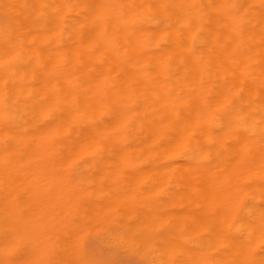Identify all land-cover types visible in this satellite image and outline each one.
<instances>
[{
  "label": "bare ground",
  "instance_id": "6f19581e",
  "mask_svg": "<svg viewBox=\"0 0 264 264\" xmlns=\"http://www.w3.org/2000/svg\"><path fill=\"white\" fill-rule=\"evenodd\" d=\"M0 8L5 15L4 26L0 23V264H28L25 263L23 247L26 240L34 242V238L36 239L35 236L33 239H27V233L32 232L30 228L34 230L39 219L43 222L51 216L53 218L56 211H61L59 213L62 214V206L73 210L74 206L70 207L73 202L75 204L72 198L84 193L75 190L79 196L78 193L71 195L73 197L68 196L72 201L65 206L67 195L77 184L70 181L75 183L72 184L73 188L70 182L68 185L66 182L69 176H64V173H67H63L64 170L61 174L60 169L59 173L53 172L54 177L57 178L55 175L58 174V177L62 175L63 177H60L63 179L67 178L62 182L69 188L66 185V190L61 189L66 191L67 195L62 192L54 193L56 188L59 189L57 192L60 191V185L62 188V178H58L60 183L56 182L57 179L51 181L54 177L50 170L54 167L52 165L57 168H60V165L66 167L74 160L72 158L84 156H100L103 160L104 157L108 160V157H111L104 167L109 169V166L115 165L117 168L113 166V169L111 166L114 171L105 169V174L108 171L114 173L120 168L118 172L122 175L126 170H122L126 166H121L125 163V158H129L132 163L134 158H150L152 162L148 165L153 167L152 171H161H154L159 174H154L155 178L148 167L151 171L149 175L152 174L158 182L162 172H166L170 179L172 174L173 178L179 174L177 179L187 188H184L187 190L185 193L192 199L191 203L202 205L199 214L204 221L201 218L200 221L209 224L208 232L212 236L209 240L214 247L213 263L264 264V0H0ZM16 157H23V160ZM24 157L28 159L25 160ZM31 157L35 160L30 159ZM45 157H64L66 162L64 159H60L61 162L58 159V163L56 159L53 160L55 163L49 160L51 169L48 168L47 172L44 166L48 161ZM65 157H69L68 161ZM113 157L121 159L117 163L115 159L111 164ZM101 159L95 161H102L101 164L105 165L107 159ZM29 164L36 165L37 169H40L38 166L44 167L41 168L42 171L39 170L43 172V176L32 167L35 169L34 173H38V179L35 174L36 181L30 176L29 179L26 178L32 173L27 174L26 168L31 167ZM101 164L98 163V167L95 165L94 170L101 169ZM91 165V168H94L92 163ZM10 166L14 171L16 166L19 171L22 167L25 169L23 172L27 170L22 172L26 174V179L24 176V179L19 178L22 176L19 171V179L15 178L16 172L14 173ZM19 167L21 168L18 169ZM102 170L98 173H102ZM145 170L142 174L148 171ZM119 173L117 176H121ZM133 173L132 171L129 174ZM9 174L15 178L14 182ZM48 174L49 177L45 176ZM94 174L91 173V177ZM163 174L162 177L166 176ZM104 175L101 179L108 178L111 174H106V177ZM122 176L127 179L130 175ZM40 177L49 179L41 183L43 178ZM112 177L114 175L110 178ZM130 178L127 181L120 180L127 183ZM173 178L171 180L176 179ZM81 179L82 182L83 178ZM151 179L152 177L149 179L148 176V184ZM166 179H162L164 183ZM107 180L106 185L108 183L111 186ZM134 180L131 182L136 186ZM88 181L95 182V179L92 177V180ZM176 181L175 185L178 183ZM120 182L117 181V185ZM151 182L150 185L155 186ZM163 182L161 181L162 185ZM102 183L105 185L104 181ZM99 185L100 183L97 186ZM131 185L129 183L126 189ZM138 185L133 186L134 189L137 188L136 192L140 189ZM175 185L172 182L171 186ZM86 186L87 184L83 188H88ZM157 186L149 187L154 188L152 191L156 193L160 189ZM113 187L115 188V185ZM89 188L93 187L90 185ZM96 188H93L96 195L98 192L101 196L99 191L104 188H99V191H96ZM108 189L111 190L112 187L103 190L105 195ZM119 189L115 190L120 191ZM145 189L141 188L140 192ZM151 189L144 191V196L154 194L150 192ZM123 190L115 191L116 197L119 193L124 197ZM128 192L129 196H135L134 193L130 194L131 191ZM182 192L181 195L185 198L186 195ZM11 193H14V196ZM71 193L73 194L74 190ZM93 194L95 193L92 192V197H96ZM113 195L111 196L114 197ZM141 195L140 198L143 196ZM11 196H16L13 198L15 203ZM120 196L118 195L119 198ZM112 197L111 199H117ZM80 198L82 199V196ZM126 198V201H129L130 197ZM184 198L182 197L183 200ZM194 198L199 199L201 204H197L198 200L193 201ZM119 200L116 202L119 203ZM79 201L76 202L77 205L82 202ZM142 201L144 203V200ZM187 202L186 204H189ZM87 203L92 206L89 200ZM88 204L90 208L86 207L91 210L97 203H93V208ZM104 204L97 205L99 208L101 205L106 207L107 204ZM113 204L115 205V202ZM113 204L111 207L114 208ZM56 206L61 210L58 207L56 210L51 208ZM50 208L56 213L51 210L52 215ZM96 208L98 209L97 206ZM47 209L50 211L47 212L50 214L49 218L44 215ZM104 209L101 208L102 211L110 208ZM29 210L34 212H28L32 216L29 217L28 214L27 219ZM95 210H92L93 219L97 217ZM102 211L101 214L104 213ZM36 212L38 218L33 216ZM139 212L141 213L140 210ZM171 212L169 211V214ZM185 212L183 210L179 214L181 217L185 214L189 218L190 212ZM173 213L178 215L176 211ZM191 213L193 214L192 211ZM196 213L194 212L193 217L198 215ZM63 214L65 215V212ZM80 214H76L75 218ZM129 214L123 218L131 219ZM143 214L146 215L145 212ZM124 215L126 214L123 212ZM193 217L191 224L196 226V223H199V226L202 224L203 227L204 223L199 220L195 223L197 220L194 221ZM90 218L92 219V216ZM120 218L123 219L122 216ZM49 221L52 227L54 220ZM74 221L72 222L77 223ZM88 221L89 219L86 220ZM48 223H40L41 230L44 227L48 230ZM45 224L46 226H42ZM79 224L76 229L80 227ZM61 225L59 227L66 226ZM54 226L56 230L57 224ZM170 227L167 229L171 230ZM37 231L39 230L35 229L34 232ZM53 231L47 233L52 234ZM62 232L64 234L65 229ZM41 234H44L45 238V233ZM54 234L55 237L58 236L56 232ZM38 235L40 240L43 235ZM38 235L36 234L37 238ZM69 237L67 236V239H70ZM161 240L162 244H166L162 238ZM175 244L178 247L181 245L180 248L185 251L183 244ZM175 244H170L172 249ZM13 246L17 253L12 260L10 251ZM175 248L173 250L180 251ZM178 251L175 252L176 255L181 256L183 252L178 254ZM194 252L186 250L185 257L191 255L194 259ZM189 257V262L185 258L184 264L200 260L199 256H195V260ZM166 259L168 258L164 256L161 261ZM181 260L178 259L179 262ZM199 262L201 263V260Z\"/></svg>",
  "mask_w": 264,
  "mask_h": 264
},
{
  "label": "rangeland",
  "instance_id": "374dc122",
  "mask_svg": "<svg viewBox=\"0 0 264 264\" xmlns=\"http://www.w3.org/2000/svg\"><path fill=\"white\" fill-rule=\"evenodd\" d=\"M5 15H4V13L1 11V8H0V23H1V25L2 26H4V24H5V19L3 18ZM17 158V157H16ZM18 158H22L21 160H23V157H18ZM17 158V159H18ZM46 158V157H45ZM45 158H41V160H45ZM49 157H47L46 159H47V161H48V163L44 166V167H46V169H47V172L49 171L48 170V168H50L51 169V163L50 162H54L55 163V161H57V163H58V161L60 160V159H64V157H52V159H48ZM66 158V157H65ZM67 158H69V157H67ZM66 158V159H67ZM71 158V157H70ZM75 158H77V157H75ZM75 158H72V159H74V160H72L71 161V159L69 160V161H71L70 162V164H69V166H68V164H67V166H66V163H65V166L66 167H64L63 165H60V168L58 167H56V165H52V167L54 166L56 169H58V171L53 167V169H55V170H53V169H51L50 170V173L52 172V176L54 177V174H55V172H58L59 173V170H60V173L62 174V170H64L63 171V173L64 172H67V173H64L65 175L64 176H66V174H67V177L69 178V179H67V178H65V179H63L62 177V175H59V177L60 176H62V177H60V178H62L61 179V182H62V180L63 181H65L66 179H67V182L66 183H68V182H70V181H74L77 185H75V189H72L71 191H73L74 190V193L72 194H70V190L68 189L69 187H68V185L71 183H68V185L67 184H65V186H64V183L62 182V183H60V179H58L59 177H58V174L57 175H55V176H57V178H52V180L51 181H55V179H57L56 180V182H59L60 184H63V186H62V188H61V185H60V191L59 192H57V190H59V189H55V191H54V193L56 192V193H60V192H62V193H65L66 191V185H67V189L70 191L69 192V195H67L66 193V195H67V198H68V196H71V195H73L74 196V194L75 193H78V192H75V190H77L78 189V191L80 190L82 193H84V195H85V193H86V196H84V195H81L82 196V199L80 198L81 196H79V193H78V195L77 194H75V195H77V196H79V197H74V198H72L73 199V201H75V204H74V202L72 203V205H70V207H73L72 209L73 210H71L69 207V209L67 208V207H64V206H62V208L61 209H64V211H62V214L65 212V215L63 214H60L59 212H61V211H56L55 212V210L56 209H58L59 207L58 206H60V205H58V206H56V207H51V208H55V210L54 209H51L50 208V211L52 210V211H54V214L56 213V215H54V217L52 218V216H51V218H49V216H50V214H48V213H50V211L48 210H46L45 211V214L44 215H48L47 217L49 218H47L48 220H46V219H44V218H46V217H42L43 219H44V221H45V223H48V221L49 220H51V222L53 221V223H54V225H56L57 224V231L56 230H54L56 227L53 225V223H52V227L50 226L51 224H50V221H49V229L47 230L45 227H44V229H42V230H47V232L48 231H50V232H52L53 230L56 232V235H58V236H56L55 237V232L53 231V233L52 234H48L47 232H45V231H42L41 230V225H40V223L41 224H44V221L43 222H40V219L38 220V222L39 223H37V224H35V228H34V230H32V228H30L31 229V233L29 232V233H27L28 235H27V239H31V237H32V239H33V237L35 236L36 237V239L34 238V242H35V244H34V242L32 241V240H26L27 242L25 243V246L23 247V252H24V257L26 258L25 260V263L26 262H28V264L30 263V264H164L165 263V261L166 260H168V261H166V264H171V263H173L174 264V261H175V264H176V262L178 261V259H182L181 260V262H177V264H184L185 263V256L187 255L186 253H185V251L187 250V252H188V249H189V251L191 252H194V250H196L194 253H193V255H194V259L193 258H191V255H188V257L190 258V259H193V260H195L196 259V257L198 258V256L200 257V260H201V263L199 262L200 260L198 259V261L196 262V263H200V264H214L213 263V256H214V247H213V243H212V241H210L209 239H211L212 238V236H211V234H210V232H208L209 231V224H208V222L207 223H204V222H201L200 220L202 219V221H204L203 219V217L201 216V214H199V213H201L200 211L202 210H200V208H202L200 205L199 206H197V205H195L194 203H191L192 202V199H189V197H187L188 196V194L186 195V193L185 192H187V190H185V189H187L185 186H184V184L182 183V182H180V180H178L177 178H178V176H179V174H176L177 175V177H174V178H176L178 181H176V179H174L173 178V176H174V174H172L173 176H171L174 180H171L170 178H169V176L166 174V172H164V174H166V176L163 174V172H162V174L165 176H163L162 177V174H161V177H158V178H161V180L160 179H158V180H160V182H158L155 178V176H154V171L157 173L158 171H156V170H154L153 169V171H152V168L149 166V165H151V162H152V160L150 159V158H134V160H133V158H130V159H132L134 162L132 163V162H129V158H123L124 160H125V163L123 162L122 164H121V166H126V167H124L123 169H122V167H121V169L122 170H124V169H126V170H124L125 172L122 174V175H125V176H129V178L131 177V175H134V177H136V175H138L137 177H145V179H144V177H143V179H138L137 177H136V180L137 181H139V183L136 181V180H134V177L132 178H130V182L128 181L127 183H123L122 181L123 180H129V178H127V179H125V178H123L124 176H122L119 172V170H120V168H119V166H118V170H115V172L114 173H110L109 171H111L112 170V167L113 166H115V165H111V164H113V160L115 161V159L116 158H114L113 157V159H112V162H111V166H109V169H108V167H107V169L104 167V166H106L107 165V161H109V160H111V157H108V158H110L109 160L106 158V157H104V159L106 160H103V157H102V159H101V157L100 156H84V157H80V158H77V159H75ZM16 159V160H17ZM24 159L25 160H27L28 158L26 157H24ZM30 159H32V160H35V159H33V157H31ZM56 159V160H55ZM59 159V160H58ZM97 159H101V160H103V161H105L106 163H105V165H103L104 163H102L101 164V162L102 161H100V162H98V161H95V160H97ZM118 159V160H117ZM116 159V163L117 162H119V160L121 159V158H117ZM142 159V160H141ZM145 159V160H144ZM18 160H20V159H18ZM32 160H29V161H32ZM37 160H39L38 158H37ZM49 160H50V162H49ZM53 160H55V161H53ZM65 160V159H64ZM136 160V161H135ZM67 161H68V159H67ZM90 161V162H89ZM93 161L96 163H93ZM131 161V160H130ZM60 162H61V160H60ZM63 162V161H62ZM65 162H66V160H65ZM87 164L86 166H85V163ZM127 162V163H126ZM50 163V165H48ZM68 163V162H67ZM84 163V164H83ZM91 163L94 165V168H91L92 167V165H91ZM101 164L100 165V167L101 166H103L101 169L100 168H97V169H100L99 171H101L103 168V170H102V173H100V174H105L103 171H105V169H106V171L107 170H109L108 172L111 174V175H114V177H115V174H116V178H114V177H112V178H110L111 177V175H110V177H108V178H103V179H101L102 178V176L96 171V170H94L95 169V167L97 166L98 167V165L97 164ZM115 163V162H114ZM32 164V163H31ZM61 164H64V163H61ZM91 166H90V165ZM119 164V163H118ZM117 164V165H118ZM149 164V165H148ZM96 165V166H95ZM12 166H14L15 167V165H12ZM12 166H10V167H12ZM26 165H24V168H26L25 167ZM31 165L29 164V167H30ZM50 166V167H49ZM57 166H58V164H57ZM77 166L79 167V168H77ZM84 166V167H83ZM28 167V166H27ZM32 167H34V168H36L37 166L36 165H34V166H31L30 168H26L27 170H28V172H27V174L29 173V172H32V173H29V175L26 177V178H28L29 179V176H30V178H33V181L37 178L38 179V177H39V175L38 176H36L38 173H41L40 175L41 176H43V172H39V170L41 169V168H44V167H40V166H38V168H40V169H37V171H38V173L37 174H35L34 172V170L35 169H32ZM63 167V168H62ZM91 168V170L89 171V168ZM111 167V168H110ZM116 167V166H115ZM151 169V171H152V174H153V176L155 177V178H153V176H151V175H149V172L151 173V171H150V169ZM13 168V167H12ZM12 168L10 169V171H9V173L11 174V170H12ZM21 167H19L18 169H20ZM23 167H22V169H20V171L19 170H17V166H16V168H15V170L16 171H14V168H13V171H14V173L16 172V175L13 173V175H15V176H17V177H15V178H18L19 177V175L20 174H22V172L25 170ZM117 168V167H116ZM131 169L130 171H129V169ZM141 168H142V171H141ZM143 168H147L146 170L145 169H143ZM46 169H45V171H46ZM88 169V170H87ZM93 169V170H92ZM113 169H114V167H113ZM133 169V170H132ZM138 169H140V170H138ZM23 170V171H22ZM26 170V171H27ZM30 170V171H29ZM121 170V171H122ZM134 170H138L137 172L136 171H134ZM144 170L145 171H147L145 174H142V173H144ZM20 173H19V172ZM25 171V172H26ZM41 171H42V169H41ZM44 171V170H43ZM80 171H82L83 172V174H82V172H80ZM88 171L90 172V173H88ZM97 173H96V172ZM114 170H112V172H113ZM116 171H117V173H119L121 176H117V173H116ZM119 171V172H118ZM127 171H128V173H127ZM132 171L134 172L133 174H129L130 172L132 173ZM141 173H140V172ZM19 173V175H18V173ZM25 172H23V173H25ZM53 172H54V174H53ZM108 172H106V174L108 175ZM136 172V173H135ZM160 173H161V171H159ZM158 172V173H159ZM46 173V172H45ZM44 173V174H45ZM91 173L92 174H94V173H96V174H94V176L92 175V177H94V179H95V182L93 181H88L89 179H91L92 180V177H91ZM138 173V174H137ZM139 173H140V175H139ZM9 174V176H11V178H12V181L14 182V180H15V178L14 177H12L13 175H10ZM33 175L32 177H31V175ZM34 174H35V177L36 178H34ZM105 174V175H106ZM127 174V175H126ZM147 174V175H146ZM169 175H170V173H168ZM24 175H26V174H22V176H20L19 178L20 179H24L25 178V176ZM89 175V176H88ZM95 175H99V176H101L100 177V179H99V176H96L95 177ZM104 175V177H106ZM108 175V176H109ZM141 175H143V176H141ZM156 176H159V174L157 175V174H155ZM23 176H24V178H23ZM45 176H48L49 177V174L48 175H45ZM51 176V175H50ZM79 176V177H78ZM84 176H86L85 178H84ZM127 176V177H128ZM147 176V177H146ZM148 176H149V179L152 177V179L149 181V184L147 183V179H148ZM151 176V177H150ZM117 177L119 178V179H117ZM166 177H167V179H166ZM14 178V179H13ZM18 178V179H19ZM25 178V179H26ZM40 178H43L42 179V181H41V183L42 182H46V181H48V179L49 178H47L46 177V179H44L45 177H40ZM40 178H39V180H37V182L39 183V181H40ZM81 178H83V181L82 182H84L83 184H82V182H81ZM100 180V182H99V180ZM114 178V179H113ZM166 179V181H165V183L163 182V180L162 179ZM168 178L170 179L169 180V183L172 185V182H173V185H175L174 184V182L176 181V182H178V183H180V184H176L175 185V187H173V186H171L169 183H168ZM73 179V180H72ZM75 179V180H74ZM78 179H80V180H78ZM88 179V180H87ZM104 179H108L107 180V182H110L112 185L111 186H109L108 185V183H107V185H106V180H104ZM115 179H117V180H115ZM122 181H121V180ZM134 180V182H136L135 184H136V186L138 185V187H140V189L138 188V192H139V194H138V192H136V190H137V188H135L134 189V187L133 186H135L132 182H133V180ZM32 180V179H31ZM49 180V181H50ZM97 180V181H96ZM111 180V181H110ZM140 180H141V182H140ZM146 180V181H145ZM153 180V181H152ZM157 182H156V181ZM36 181V180H35ZM80 181V182H79ZM88 181V182H87ZM104 181V184L105 185H103V182ZM117 181L118 182H120L118 185H117ZM132 181V182H131ZM145 181V182H144ZM152 181V182H151ZM161 181L164 183V184H166V182H167V184L166 185H162L161 184ZM44 182V183H45ZM74 182H72L71 183V185L73 184H75ZM87 182V183H86ZM97 182V183H96ZM115 182H116V184H115ZM150 182H151V184H154L155 186H157L158 188H160L159 190H157L156 191V193H155V189L154 188H156L155 186H153V185H150ZM154 182V183H153ZM155 182L157 183V185L155 184ZM79 183V184H78ZM87 184V186L86 187H88V188H83V186H85L86 184ZM99 184L100 183V185L99 186H97L98 187V189L96 188V186H94L95 184ZM130 183V185H131V183H132V185L128 188V190L126 189V187H128L127 185ZM138 183V184H137ZM143 183H145V184H143ZM88 184H89V186H88ZM94 184V185H93ZM115 185V188L113 187L114 185ZM146 184H148V185H146ZM73 185H72V188H73ZM90 185H91V187H93V188H96V191L98 190H100V189H102V188H104V189H102V191L100 190L99 191V193H102L101 194V196L98 194V192H97V195H96V192H95V190L93 189V188H89L90 187ZM120 185V186H119ZM123 185V186H122ZM146 187H145V186ZM159 185H162V187L161 186H159ZM179 185H180V187H179ZM81 186V187H80ZM104 186H109V187H107V188H110L111 189V187H112V189L111 190H106V194L107 195H105V193H104V191L103 190H105V189H107V188H105ZM135 186V187H136ZM149 186H152V187H154V188H152V189H154L153 191H152V189H151V187H149ZM176 186H178V187H176ZM65 187V188H64ZM121 187H122V190L123 189H125V190H123V194H124V197H122V196H120L121 195V193H119V194H117V197H116V193H115V191L116 192H120V191H122L121 190ZM124 187V188H123ZM132 187V188H131ZM59 188V187H58ZM63 188L65 189L64 191L65 192H63V191H61V189L63 190ZM71 188V187H70ZM100 188V189H99ZM117 188H120L119 190L120 191H118V190H115V189H117ZM141 188L143 189H147V188H149V189H151L150 190V192L152 193V192H154V194L152 193V194H150V196H149V194H148V196H144V191L145 192H147L149 189H147V191H146V189L145 190H143L142 192H140L141 191ZM162 188V189H161ZM185 188V189H184ZM87 189H91V190H87ZM132 189H134V191L132 190ZM166 189V190H165ZM168 189V190H167ZM183 189V190H182ZM13 190V189H12ZM82 190H85V192L84 191H82ZM86 190L88 191V193L86 192ZM162 190V191H161ZM184 192V194L186 195L185 196V198H184V196H182L181 195V192L182 191ZM79 191V192H80ZM94 192L95 194H93V196L95 195L96 197H92V192ZM112 191H114V192H112ZM125 191H131V193L130 194H133L134 193V195L135 196H133V195H128L127 194V192L125 193ZM163 191H165V192H163ZM168 191V192H167ZM170 191V192H169ZM91 194H90V193ZM109 192V193H108ZM111 192V193H110ZM128 192V193H129ZM135 192L138 194V196H136L137 194H135ZM182 192V193H183ZM62 193H61V195H62ZM113 193H114V195H113ZM149 193V192H148ZM166 193H168V194H166ZM179 193V194H178ZM13 196H14V193H11ZM65 194H63V196L65 195ZM110 194V195H109ZM126 194V195H125ZM140 194H142L141 196V198L139 197L140 196ZM60 195V194H59ZM60 195V196H61ZM88 195H91V197H89ZM105 197H104V196ZM111 195H113L114 197H112ZM118 195L120 196V198L118 197ZM146 195H147V193H146ZM167 195V196H166ZM175 195V196H174ZM13 196H11V198H12V201H13V203H15V198H16V196H15V198L13 197ZM73 196H71V197H73ZM84 196V197H83ZM100 196V197H99ZM103 196V197H102ZM130 197L129 198V201H126V200H128V198H126V197ZM131 196H133V198L131 197ZM178 196V197H177ZM185 199V200H183L182 199V197ZM65 197V196H64ZM102 197V198H101ZM108 197H109V199H108ZM111 197L112 198H117L116 200L118 201L119 199V203H117L116 202V200H114V199H111ZM137 199H136V198ZM138 197L140 198V199H138ZM148 197V198H147ZM172 197V198H171ZM175 197V198H174ZM14 198V199H13ZM63 198V197H62ZM61 198V199H62ZM75 198H78L79 200H77V199H75ZM98 198V199H97ZM100 198V199H99ZM119 198V199H118ZM123 198H125V199H122ZM145 198V199H144ZM169 198V199H168ZM178 198V199H177ZM179 198H180V200H179ZM187 198V199H186ZM64 199V198H63ZM66 199V198H65ZM64 199V200H65ZM70 197L68 198V199H66V201L65 202H67V203H65V206H67V204H71V203H69V201L71 202L72 200L70 199ZM75 199V200H74ZM102 199V200H101ZM149 199V200H148ZM171 199V200H170ZM68 200V201H67ZM87 200V201H86ZM88 200H89V203H91L92 202V206L90 205V204H88L87 202H88ZM103 200H105V202L103 201ZM106 200H107V202H106ZM111 200V201H110ZM113 200V201H112ZM122 200V201H121ZM137 200V201H136ZM138 200H139V202H138ZM142 200H144V203H143V201ZM145 200H146V202H145ZM161 200H163V202L161 201ZM174 200V201H173ZM183 202H182V201ZM195 200V202H197V200H198V202H197V204H201V202L199 201V199H196V198H194L193 199V201ZM78 201L79 202H81V204H83L85 207L87 206V204L88 205H90L91 206V208H93L95 205H93V203L95 204V203H97L98 205H99V203L100 204H104V203H106L107 205H106V207L105 206H103V207H105V209L106 208H110L109 210H105L103 207H102V205H101V208H102V210L104 209L105 211H102L101 210V208H99V206L96 204V206L98 207V209L96 208V206L93 208V209H91V210H88L90 207L89 206H87V207H89L88 209H87V207H86V209H87V213L89 214V215H91L92 216V219H93V214H94V212H92V210L94 211L95 210V215L97 214V217H99V218H97L96 216H95V219H96V221L94 222V220L95 219H93V223H91V216H89V215H85V214H87L86 213V210H85V207L83 208L82 206L83 205H81L80 203L77 205L76 204V202L78 203ZM100 201V202H99ZM125 201V202H124ZM131 201V202H130ZM149 201V202H148ZM153 201V202H152ZM159 201V202H158ZM161 201V202H160ZM171 201H173L172 203H171ZM177 201V202H176ZM186 201H188L187 203H189V204H186ZM109 202H112V204H113V202H115V205L113 204V206H115L114 208L113 207H111L112 206V204L111 205H109L110 203ZM122 202H124V207H123V203ZM142 202V203H141ZM168 204H167V203ZM182 204H181V203ZM86 203V204H85ZM117 203V204H116ZM120 203H122L121 205H119ZM135 203V204H134ZM137 203H139V204H137ZM154 203H156V204H154ZM161 203H163V204H161ZM174 203V204H173ZM177 203V204H176ZM180 203V204H179ZM126 204H127V206H126ZM129 204V205H128ZM176 204V205H175ZM186 204V205H185ZM195 205V206H197V207H195V206H193V205ZM62 205H64V204H62ZM77 205V206H76ZM79 205L81 206L80 208H79ZM105 205V204H104ZM131 205V206H130ZM138 205V206H137ZM143 205V206H142ZM185 205V206H184ZM190 205V206H189ZM55 206V205H54ZM108 206V207H107ZM110 206V207H109ZM130 208H129V207ZM136 206V207H135ZM147 206V208H145ZM152 206V207H151ZM177 206V207H176ZM195 207V208H193V207ZM48 207V205L46 206V208ZM58 207V208H57ZM61 207V206H60ZM64 207V208H63ZM117 207V208H116ZM121 207H123V208H121ZM126 207V208H125ZM167 207V208H166ZM198 207H199V209H198ZM65 208H66V210H65ZM77 208V209H76ZM79 208V209H78ZM113 210H112V209ZM142 208V209H141ZM145 208V209H144ZM158 208V209H157ZM184 208V209H183ZM196 208H197V210H196ZM60 208H59V210H61ZM75 209H76V211H75ZM82 209H84V210H82ZM99 209H100V211H99ZM133 209H135V210H133ZM147 209V211H145ZM186 209H188L186 212H185V210ZM191 209H193V210H191ZM79 210H82V211H80L81 212V214H80V212H79ZM118 210H120V211H118ZM127 210V211H126ZM130 210H132V211H130ZM139 210L141 211V213L139 212ZM183 210H184V212L185 213H189L188 215H190V217L188 218V216L187 215H185V214H183L185 217H187L186 219H185V217L182 215V217H181V214H179V212L181 213V212H183ZM199 210V211H198ZM51 211V214L53 213ZM89 211V212H88ZM98 211V212H97ZM104 212V213H100V212ZM125 211H126V213H125ZM142 211H144L145 212V214L146 215H144L143 213L144 212H142ZM158 211V212H157ZM169 211H172L170 214H169ZM173 211H176V212H178V215L176 214V215H174V213H173ZM191 211L193 212V214L191 213ZM196 211H197V213H196ZM28 212H30V210L29 211H27V219L29 218V217H31L32 215H30L32 212H34L33 210H32V212H30V214L28 213ZM48 212V213H47ZM76 212V213H75ZM116 212H118V213H122V214H118V213H116ZM123 212H124V214H126V215H124L123 216ZM127 212H128V214L129 213H132V215L131 214H129V215H131L132 217H131V219H130V217L127 219V220H125L124 218H126V216L128 215L127 214ZM133 212H134V215H133ZM138 212V213H137ZM161 212H162V215H161ZM168 213V214H164V213ZM194 212L196 213V214H198V215H200L201 217H199L198 215H196V216H194L193 217V215H194ZM38 212H36V214H33V216H37V218H38V214H37ZM47 213V214H46ZM58 213H59V215H58ZM67 213V214H66ZM83 213H84V215H83ZM93 213V214H92ZM101 215H100V214ZM173 213V214H172ZM28 214H29V217H28ZM76 214H80V215H77L76 216V218H75V215ZM103 214H105V215H103ZM159 214V215H158ZM191 214H192V217L194 218L193 220L195 221V220H197V221H195V223L196 222H198V220L201 222V223H204V225H203V227L201 226L202 224H200V226L202 227H200L199 226V223L197 224L196 223V226H195V224L194 223H192L191 224V221H192V217H191ZM43 215V216H44ZM53 215V214H52ZM61 215V216H60ZM72 215H74V217L72 216ZM107 215V216H106ZM120 215V216H119ZM160 215L162 216V217H160ZM167 215L169 216V217H167ZM174 217L175 219H173L172 217ZM55 216H56V218H55ZM83 216H85V217H83ZM86 216H88V218L86 217ZM122 216V218L123 219H121L120 217ZM133 216L135 217V218H133ZM146 216V217H145ZM178 216V217H177ZM41 217V216H40ZM60 219H59V218ZM82 217H83V219H82ZM128 217V216H127ZM148 217V218H147ZM150 217V218H149ZM153 217V218H152ZM163 217H165V219L163 218ZM167 217V218H166ZM176 217H177V219H176ZM199 217V218H198ZM36 218V219H37ZM59 220H58V219ZM182 218V219H181ZM201 218V219H200ZM42 219V220H43ZM62 219V220H61ZM89 219V221L88 222H86V220H88ZM91 219V220H90ZM136 219V220H135ZM185 219V220H184ZM57 220V221H56ZM77 221V223L75 222V221ZM78 220H80V222H78ZM99 220V221H98ZM138 220V221H137ZM160 220V221H159ZM164 220V221H163ZM190 220V221H189ZM66 223V222H68V223H64V222ZM72 221H74L75 223H73ZM120 221H121V223H120ZM141 221H142V223H141ZM151 221V222H150ZM162 221V222H161ZM169 221H170V223H169ZM174 221V222H173ZM71 222V223H70ZM81 222H85V223H87L88 224V226H87V224H82ZM91 224H90V223ZM98 222H99V224L100 225H98ZM103 222V223H102ZM128 222H129V224H128ZM139 222V223H138ZM155 222H157V223H155ZM159 222V223H158ZM177 222V223H176ZM179 222H181V224H179ZM184 222V223H183ZM80 223V224H79ZM94 223H96V224H94ZM102 223V224H101ZM120 223V225H117V224H119ZM151 223H152V225H154V226H152L151 225ZM172 223H174V224H176L177 225V227H176V225H174V228H172L173 227V225H172ZM186 223V224H185ZM63 225V226H65V227H59V225ZM70 224V225H69ZM73 224H76V226L75 225H73ZM79 224V228L78 229H76V227H77V225ZM128 224V227L126 226ZM131 224H132V226H131ZM141 224V225H140ZM146 224V225H145ZM183 224V225H182ZM189 224V225H188ZM191 224V225H190ZM36 225H37V227H36ZM61 225V226H62ZM69 225V226H68ZM84 225V226H83ZM89 225H91V227L89 226ZM140 225V226H139ZM166 225V226H165ZM172 225V226H171ZM189 226L188 228L186 227V226ZM206 225V226H205ZM38 226H40L39 228H38ZM42 226H46V224L45 225H42ZM72 226H74L75 228L73 229V227ZM94 226V227H93ZM125 226H126V228H125ZM171 226V227H170ZM194 226V227H193ZM205 226V227H204ZM123 227V228H122ZM153 227V228H152ZM167 227H170V228H172L171 230L170 229H167ZM195 227H197V228H195ZM82 230H81V229ZM86 228V229H85ZM128 228V229H127ZM185 229V230H183V229ZM187 228V229H186ZM198 228H199V230L200 231H198ZM29 229V230H30ZM35 229L36 230H39V231H41L42 233H45V235H46V233H47V235H49L48 237H47V235L45 236V238H43L44 237V234H41V232H39V231H37V232H34L35 231ZM61 229H63V230H61ZM64 229H65V232H64V234H63V232L62 231H64ZM89 229V230H88ZM108 229V230H107ZM140 229H141V231H140ZM205 229V230H204ZM79 232H78V231ZM84 230V232L82 233V231ZM103 230V231H102ZM105 230H107L106 232H105ZM196 230H197V232H196ZM74 231V232H73ZM119 231V232H118ZM137 231H138V233H137ZM81 232V234H79ZM90 232V233H89ZM101 232V233H100ZM117 232V233H116ZM185 232V233H184ZM191 232H193V233H191ZM35 233V234H34ZM75 233V234H74ZM108 233V234H107ZM110 233V234H109ZM171 233V234H170ZM36 234L38 235V234H40V235H43L42 236V238L39 240V235H38V238H37V236H36ZM67 234H69L70 235V237H69V235H67ZM79 234V235H78ZM104 236H103V235ZM135 234V235H134ZM167 234V235H166ZM181 234V236H179ZM32 235V236H31ZM117 235V236H116ZM161 237H160V236ZM173 235V236H172ZM187 235V236H186ZM191 235V236H190ZM67 236L70 238V239H67ZM108 236H110V237H108ZM162 236H164L165 238H166V240L167 241H165V238L164 237H162ZM168 236V237H167ZM189 236V237H188ZM41 237V236H40ZM52 237V238H51ZM58 237V238H57ZM75 237V238H74ZM77 237V238H76ZM104 237V238H103ZM111 237H112V239H111ZM117 237V238H116ZM211 237V238H210ZM55 238V239H54ZM133 238V239H132ZM161 238L164 240L163 241V243H166V244H162V240H161ZM38 239V240H37ZM121 239H122V241H121ZM158 239V240H157ZM192 239V240H191ZM200 239H201V241H200ZM207 239V240H206ZM64 241V242H62V241ZM123 240L125 241V242H123ZM156 240V241H155ZM186 240H188V241H186ZM191 240V241H190ZM31 241H32V243H31ZM36 241L37 242H39V243H36ZM51 241V242H50ZM110 241V242H109ZM130 241H131V243H130ZM155 241V242H154ZM168 241H170L169 243L173 246V244H175L176 242L177 243H181V244H183V246H185L186 248H184V250L185 251H183L182 249L183 248H180L181 247V245L180 244H178V245H180V247H178L177 246V244H175L174 245V247H173V249L175 248V246H177L176 248L178 249H180V251H182L183 253H181V256H179V255H176L177 253H175V252H177V251H175V250H173L171 247V245L168 243ZM173 241V243H171ZM176 241V242H175ZM181 241V242H180ZM204 241V242H203ZM65 242H66V245H65ZM114 242V243H113ZM132 242H134V243H132ZM191 243H194V244H191ZM44 244V245H43ZM136 244V245H135ZM167 244H168V247H166L167 246ZM58 245H59V248H58ZM75 245V246H74ZM131 245V246H130ZM137 246V247H135V246ZM158 245V246H157ZM194 245H196V246H194ZM208 245H209V247H208ZM40 246H41V248H40ZM62 246V247H61ZM67 246V247H66ZM156 246V247H155ZM165 246V247H164ZM182 246V247H183ZM132 247H133V249H132ZM160 249H158V248ZM200 247V248H199ZM211 247V248H210ZM62 250H61V249ZM64 248H66V250H64ZM70 248V249H69ZM162 248V249H161ZM188 248V249H187ZM202 248H204V249H202ZM211 250H210V249ZM68 249V250H67ZM201 249V250H200ZM64 250V251H63ZM162 250V251H161ZM170 250V251H169ZM204 250H206V251H204ZM36 251V252H35ZM159 251V252H158ZM180 251H178V254H179V252ZM162 252H165L164 254L162 253ZM171 252V253H170ZM172 252L174 253V254H172ZM199 252V253H198ZM16 253H17V249L15 248V246H13L12 247V250L10 251V258L13 260V259H15V256H16ZM153 253V254H152ZM157 253L159 254V255H157ZM160 253H162V256H161V254ZM170 253V254H169ZM185 253V254H184ZM197 253V254H196ZM202 253V254H201ZM28 254V255H27ZM184 254V255H183ZM190 254V253H189ZM29 255H30V257H29ZM153 255H155V256H153ZM165 256V258H168V259H166L165 261L163 260V262L161 261L162 260V258H164V256ZM167 255V256H166ZM171 255V256H170ZM204 255V256H203ZM44 256V257H43ZM55 256H57V257H55ZM158 256V257H157ZM161 256V257H160ZM184 256V257H183ZM196 256V257H195ZM174 257H176V258H178V259H175ZM187 257V258H188ZM202 257H203V259H202ZM52 258H53V260H52ZM159 258H161V260L159 259ZM186 258V259H187ZM175 259V260H174ZM207 259H208V261H207ZM28 260V261H27ZM35 260V261H34ZM57 260H59V261H57ZM177 260V261H176ZM184 260V262H182ZM34 261V262H33ZM61 261V262H60ZM186 261H188L189 262V259H187ZM203 261V262H202ZM210 261V262H209ZM32 262V263H31ZM58 262V263H57ZM155 262V263H154ZM170 262V263H169ZM188 262H186V263H188ZM212 262V263H211ZM191 263H192V261H191ZM195 262H193L192 264H196ZM198 263V264H199ZM27 264V263H26Z\"/></svg>",
  "mask_w": 264,
  "mask_h": 264
}]
</instances>
